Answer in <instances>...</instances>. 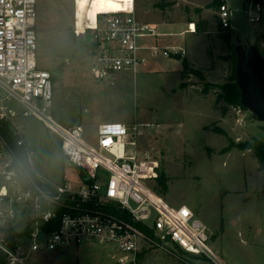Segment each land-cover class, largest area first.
I'll list each match as a JSON object with an SVG mask.
<instances>
[{
    "label": "rangeland",
    "instance_id": "obj_1",
    "mask_svg": "<svg viewBox=\"0 0 264 264\" xmlns=\"http://www.w3.org/2000/svg\"><path fill=\"white\" fill-rule=\"evenodd\" d=\"M213 1L135 0L139 20L173 23L167 38L185 54L149 56L135 75L126 72L111 84L96 82L89 74L93 41L83 27L90 14L120 11L123 5L114 0H38L37 63L53 76L52 114L58 122L82 125L93 145L101 123L149 125L140 127L138 148L149 151L158 175L163 172L169 179L167 192L159 196L172 207L186 205L194 211L208 227L209 245L223 264H264V170L255 151L245 146L256 138L264 141V123L247 109L218 100L221 89L216 86L228 81L231 64ZM228 3L236 44V34L244 31L245 5L243 0ZM260 8L259 22L251 21L256 8H248V26L264 55V0ZM201 19L208 21L207 31L187 33ZM181 59L200 70L203 78L184 76ZM206 84L214 86L208 93ZM24 122L36 151L37 172L45 180L77 186V170L65 167L59 136L34 118ZM24 226L21 217L16 231L22 234ZM18 247L24 264H109V255L117 251L88 242L26 258L31 247L26 235L19 238ZM139 264L213 263L178 250L152 248L142 253Z\"/></svg>",
    "mask_w": 264,
    "mask_h": 264
},
{
    "label": "built area",
    "instance_id": "obj_2",
    "mask_svg": "<svg viewBox=\"0 0 264 264\" xmlns=\"http://www.w3.org/2000/svg\"><path fill=\"white\" fill-rule=\"evenodd\" d=\"M114 1L123 10L99 13L94 27L87 22L83 27L96 44L89 64L94 81L113 84L121 74L135 75L149 56L185 54L181 47L149 43L160 36L158 25L137 18L135 0ZM37 5L38 0H0V120L17 136L13 148L0 134V228L18 230L24 217L31 252L94 242L117 249L109 264H139V254L152 248L223 264L209 245L208 227L194 211L170 206L150 188L159 176L157 162L138 148L140 127L149 125L101 123L93 145L82 125L67 126L54 118L52 74L37 63ZM250 6L256 8L251 21L259 22L260 3ZM218 15L221 27L232 29L228 0H221ZM30 117L59 136L65 167L77 170V186L45 180L37 172L36 151L25 132L24 120ZM47 225L57 228L46 230ZM0 245L11 253L7 264H24L1 234Z\"/></svg>",
    "mask_w": 264,
    "mask_h": 264
},
{
    "label": "trees",
    "instance_id": "obj_3",
    "mask_svg": "<svg viewBox=\"0 0 264 264\" xmlns=\"http://www.w3.org/2000/svg\"><path fill=\"white\" fill-rule=\"evenodd\" d=\"M247 1H248V3H250L251 1H255L258 3L263 2V0H247ZM220 3H221V0H214L211 7L218 9L220 6ZM159 6L163 7L164 5L160 4ZM95 18H96V15H93V14H90L87 17V23L90 24L91 27L95 23ZM207 28H208V21L201 19L195 25V32L196 33L197 32L204 33L207 31ZM218 28L222 32V39L224 40L226 47L228 48V53L225 55L226 60H228L231 64V74H230V77L228 78V81L225 84H223L222 86H216L219 89H221V92L218 94V100L223 99L233 106L240 107L242 109H246L240 103L241 92L239 91V89L235 83V78H234L235 67H236V56H235V49H234L235 44L233 43L234 33L231 31V29H227V30L223 29L221 27L220 20L218 21ZM91 46L93 49V51H92V54H93L94 49L96 47V44L92 42ZM181 61L183 64V75L184 76L189 74V73H194L197 76H199L200 78H203L202 72L200 70H195L194 68H191V64L189 63V61L187 59H181ZM52 78H53V76H52ZM213 87L214 86H212L211 84H206L204 87V93H208V91ZM263 128H264V126H263ZM0 134L9 142V144L13 148H16L17 136H15L12 133L9 124L4 122V121H1V120H0ZM245 146H247L249 149H253L255 151V153H256V155H257V157L261 163V168L264 170V141L259 139V138H256L252 143H247V144H245ZM153 182H155L154 183L155 185L151 186L150 188H152V190L155 191L158 195H164V193L167 192L169 179L163 172H160L157 179L153 180ZM139 227H141L143 230L148 232L144 226L139 225ZM56 228H57V226H55V225L54 226L47 225L46 230H55ZM27 233H28V230H24V232L22 234H19L16 230H13V229L0 228V234H1V236L5 242L6 246L11 251L17 250L19 238L21 236L27 235ZM142 253L139 254L138 258H140Z\"/></svg>",
    "mask_w": 264,
    "mask_h": 264
},
{
    "label": "water",
    "instance_id": "obj_4",
    "mask_svg": "<svg viewBox=\"0 0 264 264\" xmlns=\"http://www.w3.org/2000/svg\"><path fill=\"white\" fill-rule=\"evenodd\" d=\"M245 12L244 31L235 36V83L241 92L240 103L260 123H264V55L256 41L250 38L247 0H243ZM10 251L0 245V264H7Z\"/></svg>",
    "mask_w": 264,
    "mask_h": 264
},
{
    "label": "crops",
    "instance_id": "obj_5",
    "mask_svg": "<svg viewBox=\"0 0 264 264\" xmlns=\"http://www.w3.org/2000/svg\"><path fill=\"white\" fill-rule=\"evenodd\" d=\"M153 23H156V22H153ZM158 25V32H159V28H163L162 29V34L159 32L160 36L156 39H154V41H149V43H159L161 44L162 46H165V47H176L177 44H175L172 40H170L168 37L167 34H169L168 32H166L167 28H169L170 24H173V23H168V22H157L156 23ZM186 26H188L187 24H185ZM189 30L187 31L188 32H191V28L188 27ZM186 33V32H185ZM196 33V32H195ZM121 122V121H120ZM124 123V122H123ZM19 243V241H18ZM20 248L17 247V250H16V253L19 257H22L21 256V253L19 252ZM34 256V252H31V250L29 249L28 252L26 253V258L27 257H32ZM24 260H25V257H22Z\"/></svg>",
    "mask_w": 264,
    "mask_h": 264
},
{
    "label": "bare ground",
    "instance_id": "obj_6",
    "mask_svg": "<svg viewBox=\"0 0 264 264\" xmlns=\"http://www.w3.org/2000/svg\"><path fill=\"white\" fill-rule=\"evenodd\" d=\"M95 26V23L93 24V26L92 27H94Z\"/></svg>",
    "mask_w": 264,
    "mask_h": 264
}]
</instances>
